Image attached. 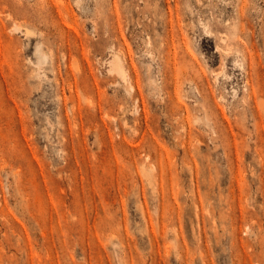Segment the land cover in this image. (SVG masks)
<instances>
[{
    "label": "rangeland",
    "instance_id": "obj_1",
    "mask_svg": "<svg viewBox=\"0 0 264 264\" xmlns=\"http://www.w3.org/2000/svg\"><path fill=\"white\" fill-rule=\"evenodd\" d=\"M0 264H264V0H0Z\"/></svg>",
    "mask_w": 264,
    "mask_h": 264
},
{
    "label": "bare ground",
    "instance_id": "obj_2",
    "mask_svg": "<svg viewBox=\"0 0 264 264\" xmlns=\"http://www.w3.org/2000/svg\"><path fill=\"white\" fill-rule=\"evenodd\" d=\"M116 59V58H115ZM117 60V59H116ZM114 65V67H117V71H118V73L123 77V76H126V75H124V71H123V69H122V67L117 63V61H115L114 63H113ZM126 74V73H125Z\"/></svg>",
    "mask_w": 264,
    "mask_h": 264
}]
</instances>
